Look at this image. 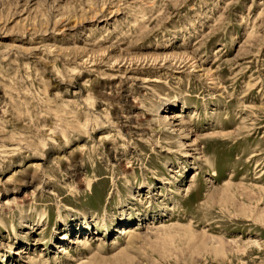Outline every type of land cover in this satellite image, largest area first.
Here are the masks:
<instances>
[{
    "label": "rangeland",
    "instance_id": "374dc122",
    "mask_svg": "<svg viewBox=\"0 0 264 264\" xmlns=\"http://www.w3.org/2000/svg\"><path fill=\"white\" fill-rule=\"evenodd\" d=\"M0 264H264V0H0Z\"/></svg>",
    "mask_w": 264,
    "mask_h": 264
},
{
    "label": "bare ground",
    "instance_id": "6f19581e",
    "mask_svg": "<svg viewBox=\"0 0 264 264\" xmlns=\"http://www.w3.org/2000/svg\"><path fill=\"white\" fill-rule=\"evenodd\" d=\"M124 229H126V228H123V229L121 230L122 233H124V234L127 233V235H128V233H129L128 230L124 232Z\"/></svg>",
    "mask_w": 264,
    "mask_h": 264
}]
</instances>
